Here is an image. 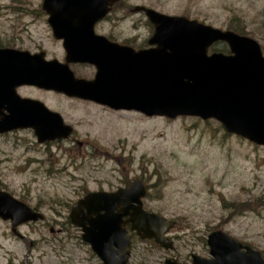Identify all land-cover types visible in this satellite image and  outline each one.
<instances>
[{"label":"rangeland","instance_id":"374dc122","mask_svg":"<svg viewBox=\"0 0 264 264\" xmlns=\"http://www.w3.org/2000/svg\"><path fill=\"white\" fill-rule=\"evenodd\" d=\"M121 1L114 31L132 39L146 28L131 9L148 1L164 13L219 28L236 20L264 56V0ZM41 2L0 0V46L44 50L47 58L62 60L61 42L38 11ZM72 69L84 76L94 72L88 66ZM22 91L59 112L73 132L46 143H38L28 129L0 135V189L44 215L17 228L22 239L0 219V264H100L67 224L69 209L88 191L114 189L134 177L146 183L143 204L174 219L175 226L168 232L173 251L134 237L131 264L209 256L203 242L214 229L258 249L264 258V146L227 134L215 120L146 117L35 88Z\"/></svg>","mask_w":264,"mask_h":264},{"label":"water","instance_id":"95a60500","mask_svg":"<svg viewBox=\"0 0 264 264\" xmlns=\"http://www.w3.org/2000/svg\"><path fill=\"white\" fill-rule=\"evenodd\" d=\"M116 0H43L55 38L62 39L65 63L0 49V132L31 127L39 142L64 138L71 127L40 101L15 93L20 84L35 85L69 96L94 100L114 109L174 118H215L228 133L264 145V57L259 44L245 35L180 16L147 11L154 24L148 43L138 51L106 41L92 26ZM225 41L230 54L207 53ZM96 67L92 80L76 79L69 62ZM6 110L5 114L3 111ZM145 188L139 179L112 192H89L71 207L69 219L103 264H128L130 238L126 225L141 239L153 238L172 248L165 234L174 222L142 208ZM0 218L16 226L42 218L27 204L0 190ZM211 258L192 255L191 264H264L260 253L220 230L207 236ZM25 264V263H22ZM165 264H179L166 259Z\"/></svg>","mask_w":264,"mask_h":264},{"label":"flooded vegetation","instance_id":"af4514ba","mask_svg":"<svg viewBox=\"0 0 264 264\" xmlns=\"http://www.w3.org/2000/svg\"><path fill=\"white\" fill-rule=\"evenodd\" d=\"M120 2H122V1L119 0L117 3L112 5L110 10L101 19H99L98 21H96L94 23V25H93L94 33L103 36L105 39H107L109 41H115V42H118L120 44H130V41H132L131 43L134 44L133 47H135V48L145 47L144 44L147 43V40L149 39V37H150V35H151L152 31H153V25L151 24V22L147 18L146 14H145V10L143 8H147L148 7V8H151L153 10H156V11H159V10L156 8L155 5H153L152 3L148 2V1L140 4L139 7H141V8L138 9L137 11H135L136 10L135 6L131 9L132 12L137 13L139 15L138 22H139L140 26L142 28H146V31H145L146 34L144 32H142V33H138L137 32L136 34H134L132 36L133 37V39H132L129 36V34H121L119 32H115L114 31V27L116 26V24H114V21H115L114 20L115 8ZM17 49H20V48L18 47ZM71 65L72 66H79V67H86V66L92 67L91 65L85 64V63H73ZM88 77H90V76H88ZM32 87L33 86H29V85H21V86L16 87L15 90L21 96L37 98L35 96L29 95L27 93H24L22 91L25 88H32ZM35 89L41 90V89H38V88H35ZM10 133H12V132L10 131V132H5V133H0V135L3 136V135L10 134ZM79 235H80V231H79ZM80 238H81V235H80ZM242 244H244V243H242ZM132 246L133 245L131 244L130 248H129V252H130L129 257H128L129 264H131V257L130 256H131V252H132V249H133ZM87 249H88V253L92 257H94L100 264H103L102 261L91 251L89 246L87 247ZM171 249L172 250H170V251L174 250V244H173V248H171ZM169 258L176 260L179 264H190L191 263V258H190V260H188V259L187 260H180L178 255L172 256V257L169 256Z\"/></svg>","mask_w":264,"mask_h":264},{"label":"trees","instance_id":"16d2710c","mask_svg":"<svg viewBox=\"0 0 264 264\" xmlns=\"http://www.w3.org/2000/svg\"><path fill=\"white\" fill-rule=\"evenodd\" d=\"M18 11H21V12H26V10L22 11L21 8H17ZM40 12V10H38ZM30 13H34V12H31ZM235 25H229L228 27L231 28L232 30L236 31V32H239V33H244V31H242L240 29V27L238 25H236V20H235ZM212 50H220V51H226V45L224 43H217V44H214L211 48ZM148 209V208H147ZM150 210V209H149ZM156 212V211H155ZM158 213V212H157ZM160 214V213H158ZM67 224H69V221L67 220Z\"/></svg>","mask_w":264,"mask_h":264}]
</instances>
